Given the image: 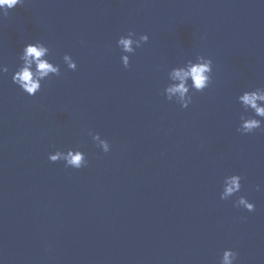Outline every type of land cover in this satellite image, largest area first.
Masks as SVG:
<instances>
[{
    "label": "water",
    "instance_id": "water-1",
    "mask_svg": "<svg viewBox=\"0 0 264 264\" xmlns=\"http://www.w3.org/2000/svg\"><path fill=\"white\" fill-rule=\"evenodd\" d=\"M4 11L0 264H220L226 250L233 264H264V119L238 102L264 89V0H22ZM129 32L148 36L132 55L117 47ZM35 43L61 74L28 96L12 76ZM198 56L212 83L196 93L189 79L182 109L164 95L168 74ZM242 115L261 129L237 132ZM70 150L86 167L48 159ZM231 176L240 192L221 200Z\"/></svg>",
    "mask_w": 264,
    "mask_h": 264
},
{
    "label": "clouds",
    "instance_id": "clouds-1",
    "mask_svg": "<svg viewBox=\"0 0 264 264\" xmlns=\"http://www.w3.org/2000/svg\"><path fill=\"white\" fill-rule=\"evenodd\" d=\"M22 4V0H0V9H4V16H7L8 10L14 9L17 5ZM135 33L129 32L127 38L121 37L117 41V47L121 48L124 53L129 55L134 54V47L140 48L143 44L148 43V36L141 35L138 39H133ZM50 55V50L41 43L29 44L24 47L22 54L19 56L22 62L20 68L13 74L12 83L17 85L28 96H35L41 90V81L46 80L50 76H60V69L49 63L45 57ZM129 55L121 57L122 66L127 69L129 67ZM64 64L68 70L75 71L76 64L70 56L63 57ZM212 61L205 59L202 56L196 58V63L188 61L183 67L173 68L168 78L172 82L164 90V95L168 101H173V97H177L175 102L182 109L188 108L192 103V97L189 95L190 88L188 80H191V90L196 93H203L206 88L212 83ZM33 68L35 70H33ZM186 69V70H185ZM7 67H0V74L8 73ZM174 81H179V84H174ZM258 101L264 102V89H256L255 91L245 92L238 98V102L242 105L245 111L251 110L256 117L264 119V107L258 106ZM241 125L237 132L243 135L252 134L257 129H261L260 120L251 117L246 118L241 116ZM92 140L96 145L107 154L110 150L109 144L100 139L99 135H93ZM51 163L63 161L66 168L81 169L86 167V158L80 151H68L66 154L56 152L48 157ZM241 178L239 176H231L224 180L223 192L220 196L221 200L229 198L240 192ZM242 207L248 212H254V205L249 203L245 198L239 197L234 205ZM236 254L230 250L223 252L220 264H233L236 260Z\"/></svg>",
    "mask_w": 264,
    "mask_h": 264
}]
</instances>
